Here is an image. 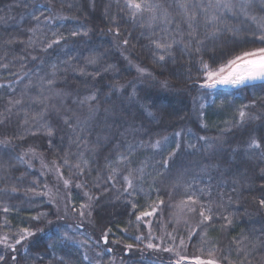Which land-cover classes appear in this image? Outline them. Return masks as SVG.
<instances>
[{"label": "trees", "instance_id": "16d2710c", "mask_svg": "<svg viewBox=\"0 0 264 264\" xmlns=\"http://www.w3.org/2000/svg\"><path fill=\"white\" fill-rule=\"evenodd\" d=\"M150 2L156 20L133 19L124 0H0V238L16 249L0 244V264H175L173 254L264 264V82L204 87L208 71L264 47L249 36L257 22L231 0L235 17L216 14L239 32L208 39L199 0H185L198 13L194 38L177 0ZM262 7L248 11L264 23ZM45 163L70 181L73 220L48 200ZM202 205L211 222L200 223Z\"/></svg>", "mask_w": 264, "mask_h": 264}, {"label": "snow or ice", "instance_id": "6c2138e0", "mask_svg": "<svg viewBox=\"0 0 264 264\" xmlns=\"http://www.w3.org/2000/svg\"><path fill=\"white\" fill-rule=\"evenodd\" d=\"M127 7L133 10L132 12V18L134 19L135 16L142 12H148L151 14V19L156 20L158 17L156 15L157 9L160 8V5L153 4L150 2V0H141V2H137V0H124ZM117 3H119V0H117ZM259 3L261 5H264V0H259ZM257 4V0H241L240 6H239V12L242 14L245 18H249L252 21L257 22V31H250L249 36L252 40V42H260L264 44V23H261L257 20L256 15H250L249 9L254 8ZM177 6L182 10L185 22L187 23V26L191 31H189L188 35L195 38V29H193V23L197 19L198 13L196 11L189 12V3L185 2V0H177ZM191 7L193 9H199L201 13L205 14L206 23L212 24V31L207 35L206 38L208 39H214L218 36L219 33L222 31H231L234 34L239 32V29H232L227 26V24L224 23L222 15L218 16L216 13L217 11L221 12H227L231 16L235 17L237 15L236 11L234 10L235 5L232 4L231 0H215V3H213V0H208L207 4L203 2V0H199L197 3H192ZM212 10V12L209 14V10ZM261 11H264V7L261 8ZM36 20H39L38 16L33 17ZM162 21L165 24H171L172 21L169 19L168 14L164 12L162 16L160 17ZM264 20V17L261 18ZM221 25H223L221 27ZM177 30H179V24H177ZM34 31V30H33ZM77 32H73L72 35H77ZM117 35L119 34V31L117 30ZM84 35H87V32L84 33ZM59 41H56L58 43ZM182 42L181 41H173V43ZM128 41L124 40V44H127ZM155 44V47L157 49H163V50H169L172 47V43L162 44L158 41H153ZM190 43V42H189ZM203 40H197L198 45H203ZM52 45L49 44L48 47L50 48ZM188 45H185V48H187ZM201 48L199 46L196 47L195 51L199 52ZM170 54V52H168ZM159 60H164V55L158 56ZM35 59V57H33ZM95 59H90L89 63H95ZM55 65H53V69H55ZM204 69H208V65L206 63L203 64ZM225 68L229 69L227 74L225 73ZM141 72H143V69H140ZM54 74V73H53ZM208 77V83L205 85L209 88H215L218 85H224V86H233V87H240L242 85H245L250 82L254 81H264V47L256 48L252 51H245L240 55L235 56L233 59L229 60L227 64L223 67H221L218 71H208L207 72ZM49 83H53V81H49ZM88 100H95L96 96L93 94L90 97H87ZM16 104L22 103V101L17 100L15 102ZM11 109H8L10 111ZM246 113L244 111H240L239 116L240 120L243 123L246 117ZM251 119H255V116L249 117ZM2 122V121H0ZM67 123V120L65 121ZM47 132L49 135L52 134L51 129H47ZM160 142L156 141L153 147H159ZM179 147V145H177ZM250 147H256L259 148V142L253 140ZM31 151V150H30ZM133 154V146L131 144L128 145V152L127 155L120 154L118 156L117 162H123V161H130L131 155ZM67 163V161H65ZM167 164V161H165V166ZM110 166V165H109ZM79 167V166H77ZM115 171V169H113ZM141 172H143V169H140ZM62 175V174H61ZM80 175H83V170L81 169ZM132 175L131 172H129L128 176L124 177V180L127 183V191L128 189H133V180L130 178ZM109 179H112L110 176ZM70 181L64 180V184L67 187L69 185ZM83 185L77 184L76 187H82ZM15 191V189H13ZM131 194V193H130ZM85 195H88V193H85ZM94 199V197L89 196V200ZM189 200L192 203H196L195 200L192 199V197H189ZM260 203L264 205V200H261ZM159 204H163V200L159 201ZM67 207V206H66ZM88 207L87 205H81V210L79 211V214L81 216L84 215V211L82 209ZM75 210V209H74ZM5 212L8 211L7 208L4 209ZM156 211V207H153L152 212H143L141 213V216L137 217V219H141L143 216H151ZM190 211H195V209H190ZM46 215V214H45ZM200 217H202V220L200 221L201 224H205L207 222H211L213 220L212 215V208L211 206L207 207L206 209L201 206V211L199 212ZM36 219H39V217H36ZM224 219L227 221L228 224L232 223V220L229 217H224ZM210 226V224H209ZM26 235H33L28 229L24 230ZM26 238L25 236L20 237L16 240V244H20L21 240ZM7 237L5 236L3 239H0V244L4 245L5 248L10 249L11 251L15 252V244H8L7 243ZM104 242L107 243V236H104ZM139 239V237H138ZM247 239V237H245ZM129 248H131V245H128ZM149 248L154 247V245L149 244ZM111 251V249H109ZM13 260L16 259L15 256L12 257ZM227 260V257L224 258ZM0 260H3V256H0ZM198 264H218L215 260H207V261H199ZM231 264V262H229ZM243 264V262H241Z\"/></svg>", "mask_w": 264, "mask_h": 264}, {"label": "rangeland", "instance_id": "374dc122", "mask_svg": "<svg viewBox=\"0 0 264 264\" xmlns=\"http://www.w3.org/2000/svg\"><path fill=\"white\" fill-rule=\"evenodd\" d=\"M219 70V69H218ZM216 70V71H218ZM214 71V72H216ZM229 71V69L225 68V73L227 74V72ZM208 83V79L206 81V83L204 84V87L208 90H213L216 88H224L226 86L224 85H218L215 88H209L206 87L205 85ZM41 164V162H40ZM44 164V163H43ZM44 167H46V173L49 175L50 178V183H49V187L47 190V197L48 200L55 206L57 212L59 213V217L60 219H65V218H69L71 220L74 219L71 211H70V184L66 187L64 184V178L62 177V175L59 173L58 169L51 164L45 163ZM67 206V207H66ZM85 216H82V219L77 220L78 221V227L84 226V223L86 221L85 220ZM4 237H1L0 239H3ZM109 248V247H108ZM174 261L175 264H198L199 261H207L208 259H204L201 257H191V256H184V255H174ZM220 264V263H218Z\"/></svg>", "mask_w": 264, "mask_h": 264}, {"label": "water", "instance_id": "95a60500", "mask_svg": "<svg viewBox=\"0 0 264 264\" xmlns=\"http://www.w3.org/2000/svg\"><path fill=\"white\" fill-rule=\"evenodd\" d=\"M262 82H264V81H259V80H257V81L250 82V83H247V84H255V83H262ZM247 84H245V85H247Z\"/></svg>", "mask_w": 264, "mask_h": 264}]
</instances>
